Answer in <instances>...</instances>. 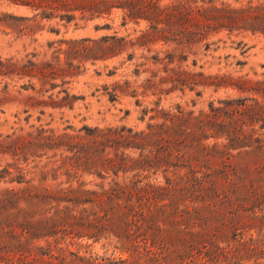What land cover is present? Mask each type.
<instances>
[{"label":"rangeland","instance_id":"obj_1","mask_svg":"<svg viewBox=\"0 0 264 264\" xmlns=\"http://www.w3.org/2000/svg\"><path fill=\"white\" fill-rule=\"evenodd\" d=\"M263 22L264 0H0V264L46 219L86 263L38 264H190L202 246L237 264L251 238L263 251L239 264H264V148L191 132L221 102H264Z\"/></svg>","mask_w":264,"mask_h":264},{"label":"trees","instance_id":"obj_2","mask_svg":"<svg viewBox=\"0 0 264 264\" xmlns=\"http://www.w3.org/2000/svg\"><path fill=\"white\" fill-rule=\"evenodd\" d=\"M264 24V22L262 23ZM226 76L220 77V76H215L212 77L213 81H222L225 79ZM221 105L219 107H212V110L210 114H207L205 118L199 119L198 123L195 125L196 130L191 131V132H199L201 135H207L208 133H212L216 136V138L221 139L224 138L227 143H222V144H216L213 146L214 149H221L223 153H226L231 146H233L236 143H242V144H249L248 146H253L254 144H257L258 149L264 148V133L258 134V130L255 128L258 124L260 125V129H264V102L259 101L258 99H243V100H233V101H226V102H221ZM176 116V115H175ZM175 116L173 117V120L175 119ZM227 118H230V120H227ZM236 118V119H235ZM175 125V123L173 124ZM184 132V131H183ZM180 134L182 133V128L178 129V132ZM214 136V137H215ZM180 146L183 141H178L177 142ZM169 152L172 154V151L169 150ZM170 154V155H171ZM134 160V159H133ZM136 161V160H135ZM194 173L193 177L194 180L197 182H202L207 178L208 174H204L203 176L195 177L196 171H192ZM199 172V171H198ZM197 172V173H198ZM187 176V175H186ZM189 176H187L188 178ZM200 182V183H201ZM127 189H129L128 186L125 185H119L116 186V189L113 191L115 193H112L113 197H116L119 192H126ZM105 193H108L105 192ZM110 195V198L113 199ZM202 199H205L206 197L204 194L201 195ZM146 203L149 205L151 201H147ZM76 203V202H73ZM259 204H264L260 202ZM78 204L74 205L73 208L67 207L64 210L65 216H68L69 214L75 213L72 215L75 217L77 220H81L84 217L79 216L78 214H83L82 212H78L77 208ZM75 209V210H74ZM191 212V210H190ZM108 212H105V214ZM63 217V218H64ZM106 217V215H105ZM146 217L143 214H140L138 212V209L134 211L132 218L130 221L127 220V227L129 229H132V233L129 234V238L135 237V232L136 229L141 230L145 226V221ZM46 223L44 226L48 227V233L40 236V233H34L31 230L27 228L22 229V233L20 235L25 238V242H22L20 239H16L17 241L13 243V252L14 254L10 259H8V263L6 264H38L36 261V256L37 254H42L44 256H47L48 258H56L59 259L61 258L60 253H69L71 256L76 257L81 262H85L84 260L86 258L81 257L79 255V252H72L69 250H64L59 244V238L58 235L59 233L62 234V238H66L68 233V229L66 228H61L59 230L55 229L53 231L52 228H49V225L51 223L50 219H46L44 221H39V223ZM93 224V223H91ZM41 225V224H40ZM10 225H3L2 230L0 233H5L8 230V227ZM56 228V227H54ZM109 236H115L118 240V244L124 246L123 240L115 234V232L112 231H107ZM54 235L55 238V243L54 245L51 243H48L46 247H41L38 244L32 242L35 238L40 239L42 237H50ZM16 238H19V235H16ZM73 241V240H72ZM76 245L78 246L77 243H71V245ZM241 246L236 248V263L239 264L241 260H243V253L242 250H246V255L250 256L254 255L255 253H258L257 251H263L262 250V245H260V242L258 240H255L254 238H251L249 241H244L240 243ZM250 245V246H249ZM254 245V246H253ZM253 246V247H252ZM192 255H190V264H209L212 259H214L215 256V251L213 248L209 246H202V247H194L191 248ZM249 257V259H250ZM64 259V258H63ZM97 259V263L93 262L90 264H104L98 261L99 258ZM104 261V259H102ZM86 263V262H85Z\"/></svg>","mask_w":264,"mask_h":264}]
</instances>
